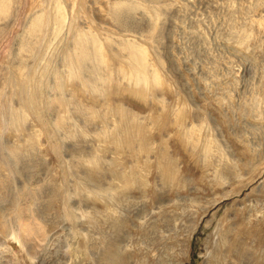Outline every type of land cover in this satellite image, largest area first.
<instances>
[{"label": "rangeland", "instance_id": "1", "mask_svg": "<svg viewBox=\"0 0 264 264\" xmlns=\"http://www.w3.org/2000/svg\"><path fill=\"white\" fill-rule=\"evenodd\" d=\"M8 1L0 261L264 264V0Z\"/></svg>", "mask_w": 264, "mask_h": 264}, {"label": "bare ground", "instance_id": "2", "mask_svg": "<svg viewBox=\"0 0 264 264\" xmlns=\"http://www.w3.org/2000/svg\"><path fill=\"white\" fill-rule=\"evenodd\" d=\"M117 5H120V3H117L116 4V6ZM260 5V4H259ZM261 7V6H260ZM120 9H121V7L120 6H118L117 8H115V10L117 11V12H119L120 11ZM261 9V8H260ZM9 11V1L8 0H0V18L2 17V16H5V14L7 13ZM262 23V22H261ZM32 24V23H31ZM39 26H42V23L40 22V20L38 19V17H36L35 19H33V24H32V30H38V27ZM62 26H63V24L61 23V22H58V23H56L55 24V29H58V32L62 29ZM243 30V29H242ZM30 33V32H29ZM240 33V32H239ZM238 35H240V39L238 40V42L239 43H245L246 41H245V38H247V30L246 29H244L240 34H238ZM93 42H94V40L92 41V42H90L89 43V48H90V50H92V47H93ZM82 43H84L83 41H82ZM30 46V45H29ZM28 46V38L26 37V38H24L23 40H22V42H21V49L20 50H22V49H26L27 47H29ZM140 49H141V51H140ZM125 50H129V56H130V58L131 59H133V60H135V61H139V59H140V57H141V55H142V57H143V49L141 48V46H139V45H137V44H130L128 47H126L125 48ZM95 57H96V59L99 61L100 59H101V55L100 56H98V54L96 53L95 54ZM141 60H143V59H141ZM144 61V60H143ZM141 66H144V65H141ZM141 66L140 65H138V68H137V70L138 69H140L141 70ZM140 70H138V71H140ZM137 75H139L138 73H136V79L138 80V81H140V80H143V77H141V75H139V77L137 76ZM132 77H133V75H131ZM7 104H8V102H7ZM9 109V108H8ZM6 114V115H5ZM0 115L2 116V117H4V119L6 120V118H7V113H6V111L4 112L3 110H0ZM3 119V118H2ZM4 217H3V212L0 214V225L1 224H3L4 225ZM11 228H13V226L11 225ZM5 231V230H4ZM13 231L15 232V229H13ZM25 231V230H24ZM25 233V232H24ZM15 234V233H14ZM26 234V233H25ZM10 254V253H9ZM3 258V257H2ZM3 259H5V258H3ZM1 260V259H0ZM0 264H7L4 260H2V261H0Z\"/></svg>", "mask_w": 264, "mask_h": 264}]
</instances>
